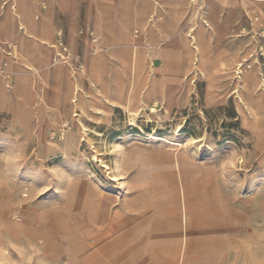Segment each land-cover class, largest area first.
<instances>
[{"label": "rangeland", "instance_id": "obj_1", "mask_svg": "<svg viewBox=\"0 0 264 264\" xmlns=\"http://www.w3.org/2000/svg\"><path fill=\"white\" fill-rule=\"evenodd\" d=\"M9 1L1 2L5 6L0 20V58L6 61L4 67L0 64V83L5 95L0 105V264H177L172 258L128 254L146 239L157 241L167 236V232L157 227L149 238L140 236L143 219L132 217L133 213L129 216L123 213L125 202L141 198L137 189L126 190L132 173L113 178V146L130 139L144 142L147 135L179 142L182 148L135 144L134 157L141 163V170L152 171L172 163V156L177 153L188 182L199 175L207 178L199 180L200 186L195 191L201 220L197 230L203 239L211 241L191 248V253L196 250L194 255L201 258L196 264H264V135L243 124L233 94L241 71H252L256 78L264 79V12L250 10L238 23L237 31L222 38L221 48L234 51L240 63V71H235L233 76L232 71L219 66L220 56L213 46L200 59L197 70L189 69L190 55L186 49L172 46L150 74L144 90L145 104L157 103V112L151 114L145 109L146 114L131 122L122 109H109L95 100L105 85L111 87L106 78V62L100 64L95 59L101 55L106 59L110 52L113 54L112 80L124 94L130 79V65L127 63L121 68L116 63L126 52L129 57L132 43L139 44L140 29L133 35V26L129 25L121 34L123 17L113 13L109 2L97 4V8L92 6L91 11L95 13L92 28L79 20L77 24L73 22L72 28L68 4L56 0L68 18V37L64 42L66 31L53 27L49 5L52 0H42L41 7L31 4L38 26L46 19L51 36L59 44L53 43L55 53L48 63L38 58V42L32 44L30 55L24 59L17 49V38L22 32L18 22L14 20L9 29L3 28V18L17 10L16 2ZM202 2L196 0L193 9H200ZM188 3L182 8L176 31L185 24L190 10ZM127 4L133 20L139 21L135 14L140 12L137 3L130 0ZM80 6L83 14V1ZM152 17L160 20L156 25L168 21L163 6H155ZM77 34L80 40L74 53ZM131 36L133 42L129 40ZM3 38L9 43L2 45ZM94 39L96 46H91L90 41ZM63 47L67 48L65 52ZM119 52L122 55L116 56ZM61 59L75 72L68 68L71 78H78L82 71L79 66H88L85 76L77 81L86 97L103 111L96 114L75 108L71 86L55 78L51 73L53 67L45 68L55 62H58L56 67L62 65ZM25 62L33 68H28ZM33 69L38 70V75L44 73L43 88L41 91L32 83L26 93V83L38 77ZM135 72L139 73L138 66ZM122 77L126 80L122 81ZM257 84H260L258 80ZM259 95L260 92L256 94ZM181 100L183 104L173 108ZM263 118L260 121L264 124ZM46 140L57 143L58 150H46ZM192 140L198 142L192 144ZM183 157H188V161H182ZM163 177L171 178L170 175ZM68 181L78 185V200L70 193ZM160 181V176L155 175L156 189L151 197L163 203L165 195L158 187ZM182 185L177 177L175 188L179 203ZM96 193L104 194L112 206V215L120 213L123 217L124 222L118 225L121 228L109 232L108 228L98 226L94 211Z\"/></svg>", "mask_w": 264, "mask_h": 264}, {"label": "bare ground", "instance_id": "obj_2", "mask_svg": "<svg viewBox=\"0 0 264 264\" xmlns=\"http://www.w3.org/2000/svg\"><path fill=\"white\" fill-rule=\"evenodd\" d=\"M57 1L62 4H68L67 8L69 7V16L71 18L70 20L73 28V22L75 21L77 12V4L75 3V0ZM127 1L130 0H96V5H103L105 2H109L110 4L108 5L109 7L112 6L113 13L117 15L120 14L121 17H123L124 22L120 28L121 34L129 25L133 26V35L138 33V29L141 30L139 44L135 45L132 43L130 45L132 46V51L129 57L126 52L125 57L120 62H118V66H123L121 68H124L127 63L130 65L131 73L126 92L123 94L121 88H112L105 85L103 92L96 94L95 98V100L102 103L104 107L111 109L113 106H119L120 109H122L124 113L127 114L131 122H134V120L141 114H146L145 109H148L151 114L157 112V103H153L152 105L145 104L144 90L146 89V85L149 83L151 78L150 74L154 72L155 68L161 62L160 60L163 59L172 46L177 49H186V51H188L190 55L189 69L197 70L200 59L205 58V56L209 53L211 46H213L220 56L218 62L219 66L222 65L226 67V71H232V76L235 71H240V63L237 60V55H229V51L222 49L220 45L222 38L225 35L233 34V32L235 33L237 31V26H234L233 23L228 24L226 27L222 26L214 8L217 0H202V5L198 10H195L192 7V5L196 3V0H134L140 9L138 14L135 13L138 15L139 21L133 20V14L130 13L131 11H129L130 8L129 4H127ZM187 1L189 2L188 4H190L188 17L181 30L176 31L177 28L175 30V26L177 27L179 25L178 20H180V17L183 14L182 8L186 5ZM258 1L264 2V0ZM9 2H16L17 10H15V13L11 12L9 15H6L5 18H3L2 23L4 21V30L7 28L9 29L11 26H13V22L15 23V21H17L18 25L20 26V30L22 31L20 37L17 38V43L19 46L17 49L20 51L21 56L24 59H27V56L31 53L32 44L38 42V58L44 63H48L50 60H52V56L54 57L55 52L53 53L52 50L54 48L53 43H59L54 36H51L50 26L49 24H46V19L42 21L40 26H38L37 15L35 10L32 9L31 3L27 1L25 2V0H10ZM155 6H163L168 16L167 22L156 25V22H159L160 20L156 19L155 21V18L152 17ZM259 13H263V11L259 10ZM90 35V37H92V34ZM176 35H178L176 39L173 40L170 45H166V43L172 40V38H174ZM57 36H61V33H58ZM132 36L129 38V40L133 42L134 36ZM52 37L54 38L53 40ZM50 39L51 42H48ZM90 42L91 46H96L95 39ZM90 42L87 41L88 47ZM4 43L8 44L9 42L4 41L3 38L2 45ZM71 45H75L73 36L71 37ZM10 46L11 48L13 46V49H15L14 44L10 43ZM63 48L65 52L66 47ZM96 50L97 49H95V51ZM66 58H68L66 60L70 59L69 57ZM64 60L65 59L59 60V62L62 63L60 66L56 67L58 62H55L49 64L45 68L53 67L54 69L51 71V73L54 74L55 78L59 79L60 81L64 80L71 86L73 94L72 103L75 104V108L80 109L82 112L94 111L96 114H98L102 108L86 97L87 93L81 91V86L77 81V79L80 80L83 76H85L88 66L86 67V64L81 67L79 66V69H82V71L78 74V78L75 76L71 78L69 71H73V69L70 67L71 65ZM95 60L100 64L101 62L107 61L105 56L102 55ZM25 64L28 68H33L26 62ZM136 66L139 67V73L137 74L135 72ZM33 72L38 75V70L33 69ZM96 73L97 72L95 71L94 74ZM43 75L44 73L38 75V77L34 78L33 82L32 80L29 82L27 81V88L24 89V91L29 93L32 83H34L42 91L44 83ZM257 80L260 82V84H257ZM80 91L82 93H80ZM96 92H100V90H97ZM241 92H246V94ZM258 92H260L259 97L256 96ZM233 94H235L234 99L236 110L240 113L243 124L248 126L253 132L264 135V124L262 121H260V118L262 117L261 110L264 108V79L256 78L252 71H241V76L233 89ZM4 100L5 95L0 83V105ZM76 103H79V106L76 105ZM61 115L63 114H58V116ZM72 117H76V115H72ZM147 136L148 137L144 142L138 139H130L127 140V142L131 143L130 145H127V142H124L122 145L116 144L113 146V178L116 180L117 177H123L128 173H132L126 190L131 188L137 189L141 198L139 200L133 199L125 202L123 213L126 216H129L130 213H133L132 217L136 219H143V221H141L140 236L142 235V238H149L154 227L159 228L161 232H167V236L164 240L153 241L146 239L141 243L136 251H131L128 254L133 256L137 253H143L150 258L162 257L166 259H176L177 264H191V261H193V264H196L197 259L200 260L201 258L194 255L196 250L194 253H191V248L195 245H200L202 242L205 244L204 242L211 241H209L207 238L203 239V236L201 237V234L197 230V228L201 225V220L199 214L200 203L196 198L195 191L196 188L200 186V184H198L199 180L205 181L207 178L205 176L199 175L195 179H192L188 182V179L183 173L182 167L180 166L181 162L177 153L172 156V163H165L164 165H161L152 171L148 168L141 170V163L137 161V158L134 157L135 152H137L135 144L148 143L156 146L163 145L169 148H182V144L179 142L166 140L156 137L155 135ZM88 141H90V139ZM191 142L192 144H195L198 141L192 140ZM45 148L48 151L56 152L59 148V145L46 140ZM188 159V157H183L182 161L186 162ZM94 160L96 161V158H94ZM103 167L107 170H111L110 167L106 165H103ZM155 175L160 176L161 181L158 187L165 195L163 202L164 204L161 201L155 202V196L151 197V194H153V191L156 189V186L153 183ZM164 175H170L171 178H165L163 177ZM177 177L183 184L181 194L182 202L180 203L177 202L178 195L175 188ZM67 185L69 187L70 193H72V196L78 200V185L72 184L70 181H68ZM136 203L140 205L137 206ZM111 210H113L112 206L109 205L104 194L96 193L94 211L97 213V223L99 227L108 228L109 232L121 228L118 225L124 222V219L120 213H114L112 215ZM172 233L174 235H170ZM190 253L192 255H189Z\"/></svg>", "mask_w": 264, "mask_h": 264}, {"label": "crops", "instance_id": "obj_3", "mask_svg": "<svg viewBox=\"0 0 264 264\" xmlns=\"http://www.w3.org/2000/svg\"><path fill=\"white\" fill-rule=\"evenodd\" d=\"M29 2L31 3L34 7L40 6V2H42V0H25V2ZM83 1V14H80V2ZM2 0H0V20L3 17L4 14V10L3 9V5L5 6V4L1 5ZM75 3L77 4V12H76V19H75V24H77L78 20L79 22L81 21L82 23H85L87 26H89V28H92V23H93V17L95 15V13H93L92 10V6L94 5L96 8V0H75ZM50 5V9H51V16H52V22H53V27L54 29H58V28H62L63 30L66 31L65 34V41L66 42V37H68V18L66 13L61 9L60 5L58 4V2L56 0H52L51 2H49ZM41 7V6H40ZM216 14L219 18L220 23L222 24L223 27H226L228 24L233 23L234 26H237L238 23H240L242 21V19L244 18V14H247V12H249L250 10L253 9H258V10H262L264 12V2H259L258 0H217L215 5H214ZM35 14V13H34ZM64 18V19H63ZM62 21H64L62 23ZM85 27V26H84ZM234 34V32H233ZM233 34H229V35H233ZM61 38H63V35L60 36ZM77 39L78 42L75 45L74 48V53H76L78 51V46H79V37L77 34ZM226 37V35H225ZM106 40L105 38L103 39V43H105ZM116 56H121L122 54L119 53H115ZM113 54L110 52L106 59V68L105 70L107 71V80L109 85H111V87H115V82H113V75H114V71H113V66H114V58L112 56ZM229 55H236L234 53V51L229 50ZM6 61L3 58H0V64L2 67L5 66ZM118 64V62L116 63ZM126 78L122 77V81H125ZM183 100L181 101H177L176 104L173 106L174 107H178L180 104H183ZM113 108L116 109H120L119 106H113ZM8 112H6L7 114ZM261 115L262 117H264V108L263 110H261ZM264 119V118H263Z\"/></svg>", "mask_w": 264, "mask_h": 264}]
</instances>
